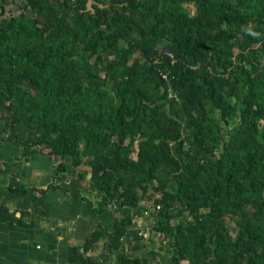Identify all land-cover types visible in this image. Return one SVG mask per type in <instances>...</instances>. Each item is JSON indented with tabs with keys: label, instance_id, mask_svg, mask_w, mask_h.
Returning a JSON list of instances; mask_svg holds the SVG:
<instances>
[{
	"label": "trees",
	"instance_id": "16d2710c",
	"mask_svg": "<svg viewBox=\"0 0 264 264\" xmlns=\"http://www.w3.org/2000/svg\"><path fill=\"white\" fill-rule=\"evenodd\" d=\"M22 3L0 18V143L57 156L58 183L88 165L92 211L157 192L168 264H264V0ZM132 224L86 249L107 235L119 264H159L145 238L122 248Z\"/></svg>",
	"mask_w": 264,
	"mask_h": 264
},
{
	"label": "crops",
	"instance_id": "0c3cea01",
	"mask_svg": "<svg viewBox=\"0 0 264 264\" xmlns=\"http://www.w3.org/2000/svg\"><path fill=\"white\" fill-rule=\"evenodd\" d=\"M56 159L35 148L25 157L18 143H0V189L5 192L0 198V264H119L118 252L110 251L109 236L103 235L86 249L87 237L95 231L114 230L130 212L133 224L122 239V248L144 239L143 234L147 239L149 229L139 227L131 206L108 205L100 212L92 211L88 199L97 205L100 195L91 196L90 182L79 177L84 174L82 166L68 165L65 180L58 183ZM51 183L61 187L40 191Z\"/></svg>",
	"mask_w": 264,
	"mask_h": 264
},
{
	"label": "rangeland",
	"instance_id": "374dc122",
	"mask_svg": "<svg viewBox=\"0 0 264 264\" xmlns=\"http://www.w3.org/2000/svg\"><path fill=\"white\" fill-rule=\"evenodd\" d=\"M22 4H23L22 0L10 1L6 5L7 10L5 14L1 13V9H0V18H2L4 15L7 17H10L12 15H19L20 12L23 11L21 8ZM191 8L194 9V6ZM26 13L30 16H35V14L31 12V10H26ZM121 43L124 44L123 41H121ZM4 125H5V122L0 121V126H4ZM8 132L9 131H0V135H5V133H8ZM56 160H57L56 162L57 164L59 162V158L57 157ZM66 163L70 165L69 160H66ZM82 170L84 173L82 181L84 183H88L87 181H89V177H90V173H89L90 167L88 165H85V166L83 165ZM94 194H98V193L96 191H92L91 196ZM150 195L151 196H149L148 194H143L140 206L137 208L133 207L135 208L134 210H135L136 216H138L136 218L138 221L137 223H140L139 227L142 229H149V237L145 239L146 245L144 249H141V252L144 255H147L151 260L156 261L159 264H168L169 257H170V248H169L168 239H166V237L163 234L161 235V233L158 230H156V227H155L157 223L158 214H155L153 213V211H151V214L149 216L148 215L145 216L143 213V210L145 209L146 205H149L150 210H152L153 205L157 203L156 198L160 196L157 192H154V191H151ZM184 218L187 219L188 215L185 214ZM238 220H239V217L237 216H231V215L226 216L227 225L230 228V230H234L237 228ZM125 250L131 254H134L135 252H137L136 250L133 249L132 246H129ZM182 264H187V262L183 261Z\"/></svg>",
	"mask_w": 264,
	"mask_h": 264
},
{
	"label": "built area",
	"instance_id": "2783aa9c",
	"mask_svg": "<svg viewBox=\"0 0 264 264\" xmlns=\"http://www.w3.org/2000/svg\"><path fill=\"white\" fill-rule=\"evenodd\" d=\"M166 54L167 55H169V56H171V57H173V54L170 52V51H166ZM156 206V208H160V205H153V207H152V210H153V212H154V210H156L154 207ZM144 214H146V215H150V210H146V211H144ZM145 237L144 238H146V234H143Z\"/></svg>",
	"mask_w": 264,
	"mask_h": 264
}]
</instances>
